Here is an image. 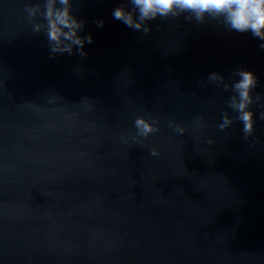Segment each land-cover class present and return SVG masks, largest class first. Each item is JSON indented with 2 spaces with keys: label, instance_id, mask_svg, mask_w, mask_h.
Here are the masks:
<instances>
[{
  "label": "water",
  "instance_id": "water-1",
  "mask_svg": "<svg viewBox=\"0 0 264 264\" xmlns=\"http://www.w3.org/2000/svg\"><path fill=\"white\" fill-rule=\"evenodd\" d=\"M126 3L73 0L81 56L0 0V264H264V109L221 130L231 92L207 81L244 68L264 94V41L183 15L144 34ZM138 115L159 121L142 143Z\"/></svg>",
  "mask_w": 264,
  "mask_h": 264
},
{
  "label": "clouds",
  "instance_id": "clouds-1",
  "mask_svg": "<svg viewBox=\"0 0 264 264\" xmlns=\"http://www.w3.org/2000/svg\"><path fill=\"white\" fill-rule=\"evenodd\" d=\"M73 0H24L23 13L31 25L32 33H44L52 54H72L75 50L85 56V43H91L92 37L81 36L80 30L85 21L78 19L73 11ZM183 15L186 20L204 23L206 19L222 23L228 29L236 32H250L254 37L264 41V0H127L126 4L113 10V18L121 21L127 27L148 34L152 29L149 21L158 17L162 20L177 18ZM102 27L103 21H97ZM264 49V43L260 44ZM207 81L222 85L224 91L231 95L226 101L227 109L222 113L221 130L230 127L234 121L242 124L245 139L255 130L254 111L252 105L260 102L264 109V94L255 93L257 77L244 68L233 71L228 80L219 72L209 74ZM228 109L231 110L230 114ZM264 120V111L260 112ZM135 129L131 138L142 143L151 134L159 131V121L148 119L144 115L134 118ZM177 134L183 135L184 128L175 121H170ZM212 143L211 140L208 141ZM152 156H157L158 150H150Z\"/></svg>",
  "mask_w": 264,
  "mask_h": 264
}]
</instances>
